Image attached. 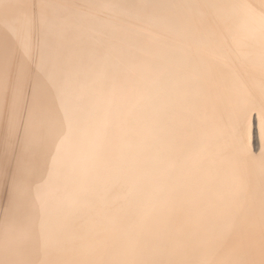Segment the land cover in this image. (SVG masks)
Masks as SVG:
<instances>
[{
  "label": "bare ground",
  "instance_id": "6f19581e",
  "mask_svg": "<svg viewBox=\"0 0 264 264\" xmlns=\"http://www.w3.org/2000/svg\"><path fill=\"white\" fill-rule=\"evenodd\" d=\"M0 264H264V0H0Z\"/></svg>",
  "mask_w": 264,
  "mask_h": 264
},
{
  "label": "rangeland",
  "instance_id": "374dc122",
  "mask_svg": "<svg viewBox=\"0 0 264 264\" xmlns=\"http://www.w3.org/2000/svg\"><path fill=\"white\" fill-rule=\"evenodd\" d=\"M104 125H106L105 123H104ZM105 127V126H104ZM107 127V126H106ZM107 129V128H106ZM257 128H256V126L254 125L253 127H252V135H251V142H252V146H253V148L255 149V151H258V148H259V138H258V136H257ZM257 137V138H256ZM257 139V140H256ZM258 144V145H257Z\"/></svg>",
  "mask_w": 264,
  "mask_h": 264
}]
</instances>
